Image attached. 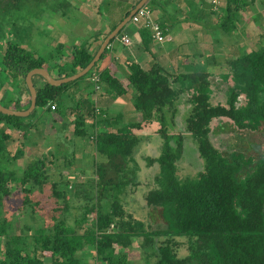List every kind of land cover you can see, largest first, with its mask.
I'll list each match as a JSON object with an SVG mask.
<instances>
[{
    "label": "trees",
    "instance_id": "trees-1",
    "mask_svg": "<svg viewBox=\"0 0 264 264\" xmlns=\"http://www.w3.org/2000/svg\"><path fill=\"white\" fill-rule=\"evenodd\" d=\"M153 1L148 5L151 9ZM206 2L210 6L203 14L215 16L209 18L210 26L238 36L242 13L256 0H218L220 11L212 7L217 0ZM55 3L0 0V102L7 107L25 109L29 105L25 75L30 69L45 67L52 76L65 77L82 69L95 54L87 44H75L67 62L49 65L48 60L60 56L64 45L56 44L51 57L32 47L29 32L36 27L37 13L45 7L56 10ZM154 18L166 32L164 21ZM140 33L144 43L157 41L145 25ZM244 43L236 56L227 59L229 70L220 72L217 79L205 68L171 72L153 57L146 67L133 56L128 57L124 77L108 67L97 70L99 58L86 73L60 84L33 74L36 105L32 111L27 116L0 111V264H130V251L138 246L146 252L141 264H264V146L257 156L235 148L224 153L211 136L213 119L221 125L229 119L236 128L251 131L264 123V44L244 51ZM92 72L99 75L98 89L91 86ZM219 80L224 82L223 100L214 102V89L223 83ZM100 88L109 98L93 94ZM75 89L78 98L72 92ZM129 91L140 116L124 121L122 113H108L107 108L111 99ZM24 92L27 101L21 104ZM185 93L190 108L184 131L172 132L169 121H174ZM37 108L42 114L53 110L49 117L52 129L46 135H37L33 128L38 118H44ZM69 114L72 136L92 143L85 160L93 163L94 176L83 181L53 177L50 172L62 153L64 166L88 154L72 146L65 157ZM153 124L157 125L154 135L148 134L159 141L160 148L144 157L146 165L155 162L157 170L143 199L146 206L160 208L164 225L159 227L134 217L122 198L129 186L140 182L135 153L143 135L138 131ZM186 138L193 143L201 167L182 177L178 160L188 153ZM31 147H37L35 156L21 169L15 167V161ZM251 147L256 148V143ZM82 172L87 173L84 167ZM42 192L52 200L48 218L37 207L40 197L36 195ZM16 196L20 201L10 205L17 210L8 214L6 202ZM16 216L23 218L20 226ZM182 236L188 250L178 255L177 237Z\"/></svg>",
    "mask_w": 264,
    "mask_h": 264
},
{
    "label": "rangeland",
    "instance_id": "rangeland-1",
    "mask_svg": "<svg viewBox=\"0 0 264 264\" xmlns=\"http://www.w3.org/2000/svg\"><path fill=\"white\" fill-rule=\"evenodd\" d=\"M152 0H147L145 5H150ZM172 4H176L172 0H170ZM114 5V4H113ZM218 0L216 3L213 4L212 7L214 9L219 10ZM75 5H67L66 3L59 4V8L55 12H62L63 10L67 11L69 17L77 19L81 18V9H79V5H76V7L79 9V11L74 7ZM111 10V8H110ZM153 10V8H152ZM220 11V10H219ZM105 13L104 11H102ZM52 10L50 11H43L40 10L37 15L39 18L44 17L45 23H50L53 26L52 16L51 15ZM60 14V13H59ZM211 16L215 17L213 14H210ZM243 22L238 23L237 32L239 35L236 36V34H228L221 30V28H214L210 26L211 20L209 18L211 16L203 15L204 23H202V31L205 35H196L195 40L191 41L192 39L190 37H187V40H183V50L187 51V54L183 55V61H187L185 63L186 69H201L205 68L208 70H212L214 72V77L217 79L220 72L229 70V64L227 59L230 57L236 56L239 52L237 49L241 48V45L243 42H245V47L243 48L244 51L249 50L256 46L259 42L264 44V2H261L260 0H256L255 4L251 5V7L246 8L244 10V13H242ZM37 16V17H38ZM61 16V14H60ZM156 16V15H154ZM65 18L64 16H62ZM90 20V19H89ZM221 20V19H220ZM91 22V20H90ZM45 23L42 24V22H38L37 26L32 28V30L29 32L31 43H33L37 50L41 52L44 56L48 55L51 50L53 49L49 44V39L52 33L55 31L52 28H48L45 26ZM72 23L70 22V25ZM80 25H74V29L76 32H81L79 30H83L85 27L81 25V22H79ZM244 24V27H243ZM66 25V24H65ZM69 25V26H70ZM83 26V29L82 27ZM68 28V26H67ZM71 28V26H70ZM71 31V29H67ZM48 31V32H47ZM51 31V33H50ZM198 33V31H196ZM201 32V30H200ZM169 36L172 37L171 32L169 31ZM175 37H179V35H176ZM184 37V36H183ZM202 38L203 42L200 41ZM262 38V40H261ZM171 39V38H170ZM200 39V40H199ZM182 40V36H181ZM169 41V40H165ZM164 42V41H163ZM137 51L140 53L141 49H137ZM183 51V52H184ZM184 55H187V57ZM142 56H144L142 54ZM168 56V55H166ZM145 57V56H144ZM143 58V57H142ZM145 58H143L144 60ZM178 57L177 54L171 55V58H169L168 62L172 65V69L174 70L175 64L178 63ZM100 62V59L97 60V63ZM205 63L207 64L206 66ZM167 66V65H166ZM168 67V66H167ZM39 81V79H38ZM222 81V80H219ZM230 82L231 79H228ZM223 82V81H222ZM92 86V85H91ZM214 86V85H213ZM220 88L217 87L214 89V96L213 101L216 102L217 100H223V92L225 90L224 82L219 83ZM99 90H103L100 88ZM188 94H183L181 99L178 103L179 111L174 116V121H169V130L174 132L178 130L184 131V117L187 114L190 104L187 102ZM98 99V98H97ZM133 104L131 102H127L122 104L121 109H123L124 115H122V119L124 118L126 121H130L133 119H138L140 116V113L136 111L133 107ZM38 112L41 115L44 116V118L37 119L36 122L35 131L38 132L37 135L42 136L46 135V132L52 129L51 120L49 117L53 115V110L48 113L42 114V110L40 108H37ZM135 111V112H134ZM122 113V112H120ZM48 114V115H47ZM134 114V115H133ZM39 115V116H41ZM170 113L168 112V116ZM25 116V115H24ZM27 116V115H26ZM33 116V115H32ZM38 116V117H39ZM34 117V116H33ZM123 119V120H124ZM226 119V118H223ZM124 120V121H125ZM219 120L213 119L211 122L212 125V140L216 146H218L224 153H228L230 148H235L237 150H243L246 152V154H253L257 156L259 152L261 151L262 147L264 146V123L260 125V127L257 130H245V129H238L236 128L231 120L226 119L222 121V125ZM221 125V127H219ZM56 126V125H55ZM54 128V127H53ZM154 128H156V124L149 125L142 130H139L138 132L143 135L142 139L143 142H140L139 148L136 150V157L139 160L138 163L140 164V169L137 171L136 179H139V185H131L130 188H127V191L122 194L123 202L125 205V208L127 211L131 212L132 215L136 218L142 219L146 221V223L150 224L151 227H159L163 226L164 222L160 213L159 207L154 206H146L145 200L143 199V193L148 189L150 186L153 176L157 170V164L154 162L152 165L147 166L145 161V155H154L158 153L159 151V141L155 139L153 136L149 135L148 133L153 134ZM54 130V129H53ZM69 133H67V142H63L66 147L64 150L65 157L68 155V151L70 149H73L72 146L78 150L82 151L84 153H88L83 155V157L80 159H76L74 161V164L71 166H64L65 158L62 153V155L55 161V164L50 169V172L52 173L53 177H59L62 176L64 178L69 179H77V180H85L89 176H94V167L93 163L89 162V160H85L86 158L89 159V155L92 152V143L90 139H85L81 137H74L72 136V130H68ZM148 134V135H147ZM154 135V134H153ZM38 136V137H39ZM71 136V137H70ZM35 139L37 136H34ZM44 137V136H43ZM151 137V138H150ZM159 137V136H158ZM40 139V137H39ZM42 140V139H41ZM186 148L188 153L184 156H182L178 160V168H179V174L180 176L184 175H190L194 173L197 169L201 167L200 160L197 157V152L194 149L193 143L186 138ZM251 143H256V148L251 147ZM58 145V144H57ZM52 147V146H51ZM37 147L33 148L31 147L30 151H26L24 156L22 158H18L14 166L19 167L20 169L23 167L24 163L35 156ZM67 148V149H66ZM47 149H50L47 148ZM63 152V151H62ZM90 153V154H89ZM79 160V161H78ZM84 160V161H82ZM86 169L87 173L82 172V168ZM68 169L74 171L73 173H69ZM62 173V174H61ZM145 181V183H143ZM148 182V183H147ZM147 183V184H146ZM49 188V185L46 187ZM37 197H40V204L37 206L39 208L40 214L48 218V210L50 205L52 204V200L50 201V197L48 194L42 192L41 194H37ZM20 201V197H11L9 201L6 202V210L7 213L10 214L11 212H16V207L11 204V202L18 203ZM75 211L76 209H72ZM77 211V210H76ZM16 222L17 225L20 226V224L23 221V218L21 216H16ZM69 220H72V217H69ZM178 244L176 245V250L178 255H185L187 253V240L185 237H177ZM143 257H146V252L140 248V246L131 249L130 251V264H141L144 263ZM91 259V258H89ZM150 259H154L153 255H151Z\"/></svg>",
    "mask_w": 264,
    "mask_h": 264
},
{
    "label": "crops",
    "instance_id": "crops-1",
    "mask_svg": "<svg viewBox=\"0 0 264 264\" xmlns=\"http://www.w3.org/2000/svg\"><path fill=\"white\" fill-rule=\"evenodd\" d=\"M58 1H60V3H57ZM137 1L138 0H56V10L52 11L51 15H49V17L52 16L51 23H53V26L50 23L46 24L45 19H43L44 17H38V20L36 21V26L38 22H42V24L45 23V26H47L48 28H52L55 30L52 32L54 34L53 36L51 35L52 39H49V43L51 42L49 46H51L53 49L48 55L44 56L37 50L36 46L33 43H31L32 47H34V49L42 56L51 57L53 53H55L54 49L56 44L62 43L64 45L62 48V54L60 56L54 55L53 60L49 59V65H53L58 61L59 63H64L65 61L67 62L69 60L72 47L75 44H87L89 46L90 52H96L105 36L111 31V29H113L112 26L114 24L117 25L125 16L126 11L132 9L134 7L133 4L137 3ZM172 1L176 4H172L170 0L153 1V4L155 6L153 8V13L154 15H156L155 17H157L158 20H161L162 22L164 21V23L166 24V33L169 34V31L171 32L172 37L171 39H169V41L158 42L153 39H149L147 43H144L141 39L142 37L140 33V27L143 26V23H133L131 21H127L119 35H117L110 42V48L101 58H99L100 62L97 63L96 69L101 70L108 67L116 76L124 77L127 68V60L129 59L128 57L133 56L143 62V65H145L146 67L151 64L149 59H152L153 57L158 60L163 66L167 65L168 67L166 66V68H168L171 72L188 70L185 68V63L187 61L182 60V54H187V51L183 50V48H185L183 46V40H187L186 38L191 36L190 38H193L191 41H193L198 38H195L196 35H205V31H202L203 27L201 19L204 15L203 12L205 10V7H208L210 5L208 2H206V0ZM63 3H66L67 5H75L74 7L78 11L79 9H81V18L77 19L76 17H69L66 10H63L62 12H55L59 8V4L61 5ZM76 5H79V9L76 7ZM50 9V7H45L43 11H50ZM102 11H104L105 13H103ZM59 13L61 14V16ZM62 16H64L65 18H63ZM89 19L91 20V22ZM70 22L72 23L71 25ZM79 22H81V25H83L85 28L83 29V26H81L83 30H79L81 32H76L74 29V25H76L77 27V25H80ZM69 25L71 26V28ZM67 29H71V31ZM196 31H198V33ZM121 35L127 36L128 42H123L120 39ZM176 35H179V37H175ZM200 41L203 42L202 38ZM137 49H141V52L139 53ZM175 53L178 57V63L175 64L176 68L173 70V64H169L166 62H168L169 58H171V55ZM142 54L145 57L142 56ZM185 56L187 57V55H184V57ZM142 57L145 59L143 60ZM72 92H74L77 98L79 97V92H77L76 89L75 91L72 90ZM93 94H97V96L107 97V93H105L103 90L97 93L93 92ZM131 96L132 94L129 91L124 95H119L116 98L111 99L107 108L108 113L122 112V115H124L121 106L122 104L125 105V103L131 102ZM26 98V93H22L20 96L21 104L26 103ZM70 115L72 114H69L66 119L67 124L66 130L64 132L66 135L67 133H69L68 130L73 129L72 124L68 122V120H70L71 118ZM62 119L63 117L58 118L60 122L62 121ZM88 121L89 119L87 120V122Z\"/></svg>",
    "mask_w": 264,
    "mask_h": 264
},
{
    "label": "water",
    "instance_id": "water-1",
    "mask_svg": "<svg viewBox=\"0 0 264 264\" xmlns=\"http://www.w3.org/2000/svg\"><path fill=\"white\" fill-rule=\"evenodd\" d=\"M146 2H147V0H139L134 5V7L129 10L127 15L124 16L123 19L105 36L100 47L95 52L92 59L79 71L74 72V73H72L68 76H65V77H54L49 73V71L45 67H35V68L30 69L25 75V81H26V84L28 86V90L30 93L29 105L25 109H14L11 107H7L0 102V111H2L4 113H12V114H18V115H27L32 111V109L36 105V87H35L33 80H32V76L35 73H40L51 84H60L62 82H66V81L72 80L74 78H77V77L83 75L84 73H86L93 66L94 62L100 57L102 51L106 47L109 40L114 35H116L118 30L129 20L131 14L135 11V9L137 7H139L140 5L145 4Z\"/></svg>",
    "mask_w": 264,
    "mask_h": 264
},
{
    "label": "built area",
    "instance_id": "built-area-1",
    "mask_svg": "<svg viewBox=\"0 0 264 264\" xmlns=\"http://www.w3.org/2000/svg\"><path fill=\"white\" fill-rule=\"evenodd\" d=\"M215 1V0H213ZM130 21L133 23H143V25L147 26L151 30V35L153 38H155L157 41H165L169 40L171 36H169L168 33L164 32L163 29L160 27V24L158 21L154 18V13L151 8L145 5H140L135 9V11L130 16ZM120 39L123 42H128V37L125 35H121ZM110 44V43H109ZM92 83L96 89L100 87L98 83L99 75L97 72H92L90 76Z\"/></svg>",
    "mask_w": 264,
    "mask_h": 264
},
{
    "label": "clouds",
    "instance_id": "clouds-1",
    "mask_svg": "<svg viewBox=\"0 0 264 264\" xmlns=\"http://www.w3.org/2000/svg\"><path fill=\"white\" fill-rule=\"evenodd\" d=\"M130 19V18H129ZM109 43V42H108ZM108 43H107V45H108Z\"/></svg>",
    "mask_w": 264,
    "mask_h": 264
}]
</instances>
